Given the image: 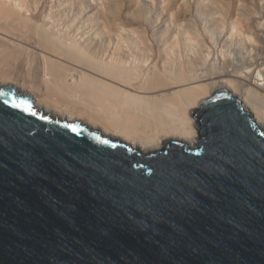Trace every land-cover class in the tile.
I'll list each match as a JSON object with an SVG mask.
<instances>
[{"label":"water","instance_id":"1","mask_svg":"<svg viewBox=\"0 0 264 264\" xmlns=\"http://www.w3.org/2000/svg\"><path fill=\"white\" fill-rule=\"evenodd\" d=\"M201 110L200 148L143 154L0 86V264H264V125Z\"/></svg>","mask_w":264,"mask_h":264},{"label":"bare ground","instance_id":"2","mask_svg":"<svg viewBox=\"0 0 264 264\" xmlns=\"http://www.w3.org/2000/svg\"><path fill=\"white\" fill-rule=\"evenodd\" d=\"M244 5L0 0V86L40 101L45 115L84 122L147 153L170 140L198 144L192 112L221 89L264 125V0L247 12L250 25ZM203 7L209 17L199 25L194 11ZM237 42L240 67L228 49Z\"/></svg>","mask_w":264,"mask_h":264},{"label":"rangeland","instance_id":"3","mask_svg":"<svg viewBox=\"0 0 264 264\" xmlns=\"http://www.w3.org/2000/svg\"><path fill=\"white\" fill-rule=\"evenodd\" d=\"M123 1V0H122ZM145 1V3H147V0H144ZM244 1H246V4L247 5H244L243 6V9L244 10H241V12L242 11H246V12H242L244 15H246V16H243V18L244 17H247V18H245V19H243V20H245V22H244V25H245V23H246V21H247V23L250 25V24H252L251 22V18H250V16L248 17L247 16V12H250L252 9H253V11L252 12H254L255 14L259 11V12H261L259 15H264V9L262 10V8L261 9H259L258 11H256V7H257V9H258V6H260V1L259 0H244ZM248 2V3H247ZM250 3V4H249ZM245 4V3H244ZM248 6L250 7V8H248ZM146 8H147V4H146V6H145ZM252 7V8H251ZM255 7V8H254ZM159 9V11H160V9L161 8H158ZM196 9V8H195ZM200 9V8H199ZM199 9H197V10H199ZM246 9V10H245ZM153 10H156V7H154L153 6V8H152V11ZM200 12H198V11H194V13H195V16L197 17V20H198V24L200 25L202 22H204V19H205V17H209V16H207L206 15V13L208 12V10H207V8H205V7H203V9H200L199 10ZM197 12V13H196ZM199 17V18H198ZM203 19H202V18ZM249 25H248V27H249ZM247 27V26H246ZM211 28H212V30L213 29H215L216 27L214 26V25H212L211 26ZM222 35H223V33H222ZM216 38H218V36H216ZM239 43H241V42H237V43H235V44H233V48L232 47H230L231 46V44H229L228 46H229V50H230V52H231V55H233L232 56V58H230V60H231V62L233 63L232 65L233 66H236V67H240L245 61H246V59L244 58L245 57V55L243 54V52L242 51H245V50H240L239 49V47H241L242 45H240ZM237 49H236V48ZM227 50V49H226ZM235 56V57H234ZM238 57V58H237ZM243 62V63H242ZM219 65V64H218ZM217 65V66H218ZM216 65H215V67H217ZM219 68V67H218ZM218 68H216V69H218ZM243 105V104H242ZM202 108H199V109H195L194 110V112H192L193 113V115H194V117H195V120H197V117L196 116H199V111H202L201 110ZM82 123H84V122H82ZM94 130V129H93ZM100 130V129H99ZM102 131V130H101ZM103 132V131H102ZM111 136V135H110ZM112 138H114L113 136H111ZM114 139H121L122 140V138H114ZM173 141H176V140H170V141H168L166 144H165V146L162 148V149H160V150H157V151H155V152H148V153H160V152H162L163 150H165V149H167L168 148V145H169V143H171V142H173ZM181 141V140H180ZM200 143H201V134H199V143L198 144H196V145H193L192 147H190L189 145H187L190 149H198V148H200ZM185 144V143H184ZM131 149H133V147L131 146L130 147ZM135 150H137V151H139V152H141V153H143V154H145V153H147L146 151H144V150H142V149H140V148H137V149H135Z\"/></svg>","mask_w":264,"mask_h":264},{"label":"trees","instance_id":"4","mask_svg":"<svg viewBox=\"0 0 264 264\" xmlns=\"http://www.w3.org/2000/svg\"><path fill=\"white\" fill-rule=\"evenodd\" d=\"M197 117V119H198V116H196ZM197 126H198V124H197Z\"/></svg>","mask_w":264,"mask_h":264}]
</instances>
